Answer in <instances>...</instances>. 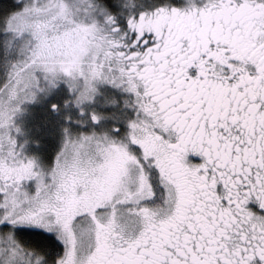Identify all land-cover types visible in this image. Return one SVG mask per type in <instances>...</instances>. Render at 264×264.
Returning <instances> with one entry per match:
<instances>
[{"label": "snow or ice", "instance_id": "snow-or-ice-1", "mask_svg": "<svg viewBox=\"0 0 264 264\" xmlns=\"http://www.w3.org/2000/svg\"><path fill=\"white\" fill-rule=\"evenodd\" d=\"M0 264H264V0H0Z\"/></svg>", "mask_w": 264, "mask_h": 264}]
</instances>
